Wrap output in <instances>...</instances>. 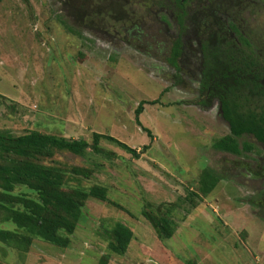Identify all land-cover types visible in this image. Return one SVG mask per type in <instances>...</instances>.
I'll return each instance as SVG.
<instances>
[{
    "label": "rangeland",
    "instance_id": "374dc122",
    "mask_svg": "<svg viewBox=\"0 0 264 264\" xmlns=\"http://www.w3.org/2000/svg\"><path fill=\"white\" fill-rule=\"evenodd\" d=\"M156 1L164 0H0V94L5 96L0 129L15 135L36 129L89 142L92 132L105 133L138 153L135 157L106 140L100 141L101 153L57 152L56 160L92 168L80 184L107 186L109 198L127 212L89 198L67 247L34 238L22 252L0 242L1 264H98L108 252L107 230L117 221L133 237L123 254L110 253L107 264H264V146L247 135L239 142L251 143L249 152L236 155L212 147L214 139L229 133L228 123L216 99L203 103L191 92L195 85L185 66L179 82L170 57L173 7L157 12L151 4ZM229 2L228 11L262 49L264 0L255 7ZM82 3L84 21L77 11ZM66 4L73 9L66 12ZM94 5L102 13L114 9L116 21L125 23L127 31L118 29L126 44L100 40L93 29L78 26L97 13ZM242 75L230 74L229 81L239 82L242 94L264 110V82L262 88L244 87L240 80L251 78ZM142 100L147 102L138 117L151 136L134 119ZM204 167L220 181L193 203L187 193L197 191ZM147 202L172 219L169 239H160L142 215Z\"/></svg>",
    "mask_w": 264,
    "mask_h": 264
},
{
    "label": "trees",
    "instance_id": "16d2710c",
    "mask_svg": "<svg viewBox=\"0 0 264 264\" xmlns=\"http://www.w3.org/2000/svg\"><path fill=\"white\" fill-rule=\"evenodd\" d=\"M172 1L174 0L159 3L170 7ZM177 52V42H173L170 48L172 63L175 62ZM228 57L227 63L235 57V52L230 50ZM240 82L246 86V82ZM238 83L229 82L227 87L220 90L208 86L210 93L218 96L221 114L229 126V133L214 139L211 145L216 150L236 155L253 149L251 143L239 142L242 136L251 135L264 146V110H257L251 104V95H243L239 85H236ZM258 85L263 87L261 83ZM206 88V83H202L201 89L204 91ZM4 97L0 94V99ZM146 102L142 100L137 104L134 119L151 136L150 130L141 124L138 117ZM101 140L116 144L138 157L134 148L105 133L92 132L89 142L83 137H66L36 129L17 135L8 129H0V223L13 225H0V242L22 252L28 251L34 238L65 248L69 245L70 236L76 229L89 198L127 212L126 208L109 198L107 186L93 184L86 188L80 184L81 178L86 179L92 175V168L68 164L54 158L60 151L76 155H86L89 151L101 153ZM71 181H75L74 184ZM219 181L220 176L212 168L204 167L199 174L197 191H189L187 196L194 203L193 197L208 195ZM153 207L149 202L144 203L141 213L149 220L160 239H169L174 233L173 221L160 206ZM106 236L108 252L101 256L98 264H107L110 253L123 254L133 237V231L117 221L107 230Z\"/></svg>",
    "mask_w": 264,
    "mask_h": 264
},
{
    "label": "flooded vegetation",
    "instance_id": "af4514ba",
    "mask_svg": "<svg viewBox=\"0 0 264 264\" xmlns=\"http://www.w3.org/2000/svg\"><path fill=\"white\" fill-rule=\"evenodd\" d=\"M239 1H246L248 4L252 2L254 7L259 4V0ZM213 2L215 0L172 1L171 7H173L175 27L172 43L177 42L178 47L175 61L177 63L176 69L179 72V82L182 78L180 66H185L190 73L186 77L195 85L194 88L190 89L191 92H194L197 98H204L203 103L216 99L219 106L218 96L212 95L208 86L216 87L217 90L227 87L229 82H234L233 79L229 81L230 74L237 77L246 74L251 78L246 83L254 86L264 82V79H259L260 72L264 73V46L262 49L258 48L256 46L259 43L258 41L251 42L249 40L245 30L241 29L243 22L241 20L238 22L237 18H234L227 9L230 5L233 6L232 2L224 0V3H216L215 5ZM152 4L157 5L155 7L157 12H168L169 7H165L159 2ZM93 7L91 9L96 10L97 13L91 17L87 16V20H89L87 25L77 23L78 26H82L84 30L92 31L93 29L97 32L100 40L126 44V36L124 35V38L120 36L121 32L118 29L120 26L123 30L122 27L125 23L116 21L118 19L115 18L114 9H107L102 13L101 7H95V5ZM147 7H149L148 4ZM77 8L78 10H75L78 11V15L82 14L80 20L84 21V16L87 14L84 4L78 5ZM69 9L73 8L66 4L65 11L68 12ZM121 14L124 13L121 12ZM124 30L127 31L126 28ZM90 36L93 35L90 34ZM93 37L97 38L96 35ZM190 39L195 41L194 45L191 44ZM244 39L247 41L244 42ZM230 50L235 52V57L227 63L226 60L229 59L228 53H230ZM234 63L236 65L230 69ZM202 83L207 85L204 91L201 89ZM236 85L238 86V84Z\"/></svg>",
    "mask_w": 264,
    "mask_h": 264
}]
</instances>
